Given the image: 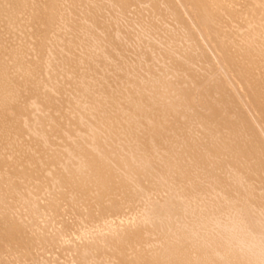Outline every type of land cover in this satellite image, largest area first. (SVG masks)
Listing matches in <instances>:
<instances>
[{
  "label": "rangeland",
  "instance_id": "rangeland-1",
  "mask_svg": "<svg viewBox=\"0 0 264 264\" xmlns=\"http://www.w3.org/2000/svg\"><path fill=\"white\" fill-rule=\"evenodd\" d=\"M10 1L11 0H0V16H2V20H0V55L1 52L3 53V58L0 57V63H2L0 64V66H3V68H1L2 66L0 67V73L1 71H4L0 75V87H4H1L0 90H3L4 88L6 89H4L2 92V94H5V97L3 95H0V99H2L0 100V109L3 107V104L5 105V108L3 107L4 109L0 110V116L3 114L2 118L3 116L5 118L2 119L0 117V119L3 120V122L2 120H0L2 122H0V129L2 130H0V133L6 130V133H1L2 139H0V142L2 145H0V150H2L0 152H2V156L6 158V160L3 161V158L0 154V161H2L0 162V164L4 162L9 163V161L13 162V164H11L12 168L10 169H8V163H4L2 165L3 167H7L3 170H1L3 167L0 165V180L2 179V182H0V264H113L115 259V263L118 262L116 264H120V260L116 258L118 255L116 254V256L114 257L115 254L111 253V250L109 253H95L93 249L88 246L87 243L88 241H93V236L96 237L100 234L98 228L100 222H87L88 220H90L87 217L88 213H99L103 205L109 204V202L100 199L101 197H99V192L95 189L96 187L94 188L93 184H89L86 179V172L88 168L84 162V159L86 158V156L84 157V154L87 151L89 153L91 150L93 152H90L92 153L90 155L93 156L94 154L92 159L94 157H96L95 159H98L100 158V156L107 157L111 155L109 156V158L114 161L110 162V159H108L110 169L113 170L117 175H119L118 179L120 180H122L123 178L128 179L127 177L129 176V174L126 176L123 169H119L121 167L124 168V166L121 165V167H119V165H117V160H120V158L121 160H123L122 158L124 154V158H127L129 161H131L132 159V164L136 161L137 168L142 169L145 167L144 175L141 176V178L142 184L146 188H144L143 186L141 187L140 184L139 186L136 185L135 182L131 180L130 182L134 183V186L136 187L133 189L141 187L139 189L141 191L135 190V192L137 191V194L132 200L130 198H132L133 195L129 192V194H127V197L124 199H122L123 195L118 197V199H121L120 206L122 212L121 214L119 213V215L113 216L115 217V219H112L113 217H111L110 220H112L114 228L116 225V228L118 227V230L120 229V227V230L124 229L123 225L125 222H127V225L125 224V229H130L131 225L129 226L128 223L133 224L131 226L132 230H134L133 228H135L136 226V228L138 229L139 227L141 228L143 225L142 223H145L147 225L150 223V225H152V223L154 222L153 224H157L156 226L152 225L153 227H147V229L151 227L150 230L152 229L151 231L153 232L155 228L156 231H159L158 229H160V227L164 225V223L165 225L164 227L162 226V228H166V224L167 226H170H168L166 229H163L165 232L163 230V232L161 230L157 232L158 234H160L159 238L157 237L158 239H156L155 236H158L157 233H155L156 231L154 232V235L153 232H151L150 230H148L147 232V229H144L147 225L144 224L143 231H145V234L148 233V235H152V239L149 238L150 240H147V238L145 241H147L148 243L142 241L144 242V244H147L146 247L144 244V247L140 244L137 246L136 242L128 241L129 244H132L133 242L135 243L131 246V248L133 247L135 249H131L130 246L127 245V243L126 246L129 247L128 249L126 247V253H128V251L129 253H132L134 250H137L136 248L139 246L140 249L138 248L139 251L137 250L139 253L136 251H134L136 253L133 252L130 255H127L125 253L128 257H126L127 260L125 259L126 261H124V263L127 262L129 264H138L141 262L140 264H148L150 261L153 260V257L157 258L159 256H163L167 259V252H163V249H165V251L170 250L171 253V246H173V249L175 247V243H173L172 241L176 242V245L179 243L178 241L182 242L179 243V245L184 248H181V251L178 250V253L180 252V255L183 256L187 253V256L189 255L190 259L192 258V262L193 260L197 261V259L200 258L198 259L199 261L202 259L200 253L197 252L198 247L199 245L203 247L206 246L204 242H207L208 238L211 239L212 243L218 240H220L219 242L221 243H226V249L228 247L229 251L226 250L223 255V252H221V250H219L220 252H217L216 250L215 254L217 255V253H219L220 255H222V258H226L227 261L230 260V264H234L235 262H237V264H240L239 260L241 256L242 260L240 261L243 262V259L245 258V262L243 263L246 264L248 262L247 260L251 261L252 257L256 256L257 254V258L262 261L263 258L261 257L264 254V243L262 244V237L264 235V230L262 229L264 228V130L263 132H260L258 130L259 125L257 121L260 122L259 116L264 118V98H262L264 97V68L262 69V67H264V60L261 61L262 58L264 59V55H262L264 53V48H261V46L264 47V38H262L264 35V32L262 30L264 27V17H261L262 15L260 14L264 10V0H234L236 4L232 3V0H229V3L228 0H224L225 2L223 0H215L216 3H219L217 4L218 8L216 7V5L214 8L219 9L220 12L217 11V9H210V11L206 13V15L204 11L199 8H196L195 4L192 3L190 0H61V2H59V0H54V2H59L58 4L55 2L58 6L56 4H53L55 5L54 8L57 6V10H55L56 8L54 9L55 11L53 10L54 16L57 13H60L57 14V16L60 15V17L54 18H56L57 20L59 18L60 19L57 21L53 18V21L55 20V23L52 21V25L54 28L50 26V30L45 32L49 33L44 34V36H42V39L45 40L43 42L46 46H44L47 47V44L49 43V47L46 50L42 49L43 53L41 52L40 54H38L37 48L35 47L36 43H34L36 41L35 38L38 39L36 34V32H38V30H36L38 28V21L37 18V23L36 21H34V16H37V7L43 6V4L40 3L41 0H36V3L35 0H12L11 2ZM14 2H16V4ZM37 2L39 5L37 4ZM11 4L14 6L15 9H19H16L15 11L12 10L14 8H12L13 6H11ZM222 4L225 6V8L224 6H222ZM226 4L228 7L226 6ZM229 4L230 7L233 9H230ZM220 5L222 6V10L220 8ZM19 6L21 7V9ZM32 8H34L36 11H32ZM261 8L263 9L262 11H260ZM229 9L232 11H230ZM226 10L227 13L229 12V14L226 13ZM237 11H240V13L238 12V14ZM251 11L252 13L257 11L256 15L255 13H253L257 18H254V15L252 16L249 14L251 13ZM215 12L216 16H214ZM217 12L219 14H217ZM235 13L238 14L237 17L240 15L239 17L243 18L240 20L238 17L237 19ZM243 13H246V16ZM259 14L261 16H259ZM262 14L264 15V13ZM249 16L250 18H248ZM258 16L261 17L263 20L261 18H258ZM227 17H229V19L233 22L228 20ZM246 17L248 19H245ZM235 18L239 20L238 23ZM258 19L261 21V24L259 23ZM226 20H228V22ZM249 20L251 21V24H248L250 22ZM254 20L257 24H253ZM246 21L249 22L246 23ZM239 22L242 25H240ZM245 23L250 25L249 28H247L248 25H245ZM252 24L253 26L255 25V27L260 24L261 28H259V25V27L257 26L255 30V27L253 28ZM52 28L53 30L55 29L54 32H50L52 31ZM247 29H250L251 31L248 32ZM254 30L255 33L259 31L262 34V37L260 36L261 39L260 37L259 39L260 42H263V44L260 43L257 39L258 37H256L259 32L255 34ZM140 31L142 33L145 32L143 33L144 35ZM247 32L248 34L250 33L251 36L248 35ZM244 33L246 36H250L253 39H248L246 36H244ZM32 34L36 35V37ZM138 34H140V36ZM45 35H48L49 39ZM123 36H128V38L124 37L123 40ZM138 36H142L140 40H144L146 47L143 44L140 45L143 41L139 42ZM240 36H244L245 39H243L245 41L248 40L250 44L248 42L245 43V41H243ZM113 37L116 39L114 41H118L119 39L118 45L117 42H115V45V43H113L114 41L111 40L114 39ZM209 37L212 38L213 42L209 40ZM215 37L219 39L216 40ZM32 38L34 40L33 43ZM47 39L51 40L46 43ZM128 39H133L134 43H127L129 42L127 41ZM205 39L208 42H211V44H207V41ZM250 39L252 41L254 39L257 40L260 45L258 44V42H255L256 44L254 45V41L252 43L250 42ZM109 42H112V44L114 45L112 47L114 49L112 47L109 48ZM122 42L127 44V47ZM136 42H138V44ZM120 43H122L124 49H122V45ZM220 43L224 47L221 46L222 48H218V45H221ZM251 43L253 44L252 49L250 48ZM98 44H102L101 48H99L100 46ZM112 44H110V46ZM132 44H136V53L134 52V47L132 48V50L134 49L133 52H127L131 50V47L133 46ZM248 44L250 47L248 46ZM215 46L217 47V49ZM255 46L260 47L261 50ZM115 47H117L118 49H116ZM119 48L122 49L121 53L118 52V50L120 51ZM140 48H144V51H142L143 49ZM210 48H213V50ZM241 48L245 50L243 51V49ZM226 49L228 50V52ZM249 49L252 52L248 51ZM114 50L115 52H113ZM122 51L125 54H128L125 55ZM242 51L246 54H244ZM140 52L141 54L144 52L145 53L144 55L140 54V57ZM223 52H225V54ZM226 52L229 57L226 55ZM240 52H242V54ZM14 53H16L14 55L15 58H12V54ZM35 53H37L38 55H42L41 57L38 55L35 56ZM114 53H117L118 57ZM118 53L120 55H118ZM222 53L225 56H223ZM257 53H260L263 57L260 54V56H258ZM230 54L232 58H234L231 59V66L227 65L226 62L224 64L222 61L223 57L226 58L227 56V58H230ZM110 55H113L111 56V58H118V60H116L115 58L112 59H115L114 61H117L118 63L111 61ZM241 55L243 56V58H241ZM250 55L254 56L253 61V56H251V62L248 61ZM89 56L93 58H90ZM129 56L131 58L130 61L132 60L131 62H134L132 63L134 64L133 66L132 64L129 65V63L131 62H129V59H126L129 58ZM37 57L38 61L40 60L39 62L36 61ZM107 57L110 58V63L107 62V60H109V58ZM123 57L125 62H123ZM148 57L149 60L147 59ZM258 57H260L261 59ZM144 58L147 59H145L146 62L144 61L146 64L143 63ZM14 59L16 60V62ZM133 59H135V61ZM246 59L248 62H246ZM256 59H259L258 61L260 62L255 61ZM17 60H21L22 62L20 61L21 63H19L18 65L16 64L17 62H19ZM35 61L39 64L36 63V65ZM244 61L246 63L250 62V64H248L247 66H243L242 64H245ZM23 62H25L27 66L31 67L28 68L27 66H22L23 64H25ZM32 62H34L37 68L34 67V64ZM103 62L107 64V67ZM254 62L256 63L254 64ZM30 63H32L33 65H30ZM137 63L141 66L136 65ZM233 63H237V65H234ZM251 63L254 66H252ZM116 64L119 68L116 67ZM119 64H123V66ZM147 64L149 65L148 67H146ZM135 65L139 67H136ZM255 65L257 66V68L260 65L261 68L257 69ZM32 66L34 67V70L39 69V71H34L32 69ZM124 66L126 68V71L124 70L122 74L120 71H123V69H121L120 71L119 69L124 68ZM130 66L133 72L134 70H140L137 71V73L139 72V77H137V73L135 74L134 72L136 79L138 78V80L133 79L135 77H131L133 76V73ZM240 66H242L243 68ZM248 67H250V70L253 67L254 68L253 70L248 72ZM116 68H118V71H115ZM28 69H30L29 72L31 73L30 75V73L27 72L29 73V76L26 73ZM113 69L115 72L113 71ZM255 69L259 70L260 73ZM102 70H104V72ZM246 71L248 72L247 74L250 73L249 76L245 73ZM126 72V75L128 76H125L124 73ZM252 72L253 74L255 72L257 73L254 75L257 81L253 78V74H251ZM130 73H132V75ZM32 74L35 75L32 76ZM139 74H141L142 76H140ZM30 76H32V78L34 77L33 79L30 78L32 82L35 78H37V80H35L33 84L32 82L28 83L30 81ZM121 76L126 78L130 77V80L132 82L129 79H123ZM228 76L232 77V79H237L238 77V79H241L243 81V84H245L244 86H246L245 89H247V92L249 93L248 98H246L244 101L242 100L241 102L237 95L233 96L230 92L228 93V91L224 92L225 95L223 94V92L219 88V84L228 85L227 83L230 81V77ZM2 77L4 78L1 80ZM140 77L142 79H140ZM247 77L250 78V81L247 80ZM24 79H26L27 81ZM245 79L247 80V82L245 81ZM120 80H125L124 82L122 81V83L124 84H122ZM82 81H84L85 83H82ZM139 81L142 85L138 83ZM4 83L8 90L5 87ZM20 83L22 84V86L20 85ZM34 84L36 85V87ZM84 84L85 86H83ZM107 84H111L109 85L111 87L107 86ZM135 84H137V86ZM138 84L140 85L138 86ZM115 85L121 86L122 88L120 87L119 89V87H115ZM230 86L232 89H230L231 92H235L233 85L230 84ZM33 87L35 88V90ZM214 87L217 89H215ZM245 89L242 88V91H245ZM122 90L125 91L128 95H124L125 93ZM46 94L47 97H45ZM50 94H52L53 97ZM230 94L232 95V97ZM54 95L56 96L55 98H57V100L53 99ZM228 96H230V98ZM141 97H143L144 99ZM47 98L48 101L46 100ZM3 99L8 104H6ZM46 102H50L51 105H53V102H56L54 104V106L57 104V106H55L56 109L53 106V108H51V105L49 106ZM146 102L150 103L151 105L153 104L154 108L155 106H159L158 108L156 107L157 109L155 108V110L152 106H149V104L146 105ZM187 102L189 103V105H187L186 108L185 105L187 104ZM143 103L145 104L143 105ZM154 103H157L158 105ZM9 104L14 106L15 111L12 109L11 112L10 110L8 111L9 119L6 123V121L4 120H6L8 116L6 117V115H4V112L6 111V106ZM59 104H63L64 106H61ZM139 104H142V107ZM58 105L61 109L64 107V110H58ZM145 105L147 109L150 107L152 108H150L151 113L148 109V114L150 115V117H148V114H143L144 117H148V120H145L143 116H140L141 118H137L136 112H133L135 110L140 111L139 109L143 108V106L145 107ZM135 106L140 107L136 109ZM8 107L9 106H7V108ZM124 107H129L130 110L126 108L128 110L127 111ZM170 108L179 111L178 114H176V119L178 118V129H176V131L177 133L179 132V134L176 135L177 133L175 134L176 131H174V129L167 130V128L162 131V135L164 134V140L167 141H173L172 137L175 136L174 140L176 142H171V146L167 147L172 148V145L175 143L174 146L177 147L175 149L176 151L181 152L183 150H187L186 152L178 153V156L180 155L182 157H177V159L179 158V160L176 161L180 162V160L183 159L182 162L179 163L183 164V168H181L182 164L179 167L178 164L176 166H173L172 162H162L164 156L160 153L167 154V151H163L164 149L162 150L158 148L159 146L154 143L155 141L153 139H151L152 141L150 140L149 143L154 144L155 147L153 145V150H151L150 147V151L153 152L154 150H157V152L154 151V153H151L149 151V153L156 154L158 156L160 154L159 158H162L161 161L159 160L158 156L154 157L158 158V162L149 160L147 155L149 153L145 152L147 148L144 147L145 151L144 149L142 151L141 148L143 147L140 145L139 147L141 148H139V143L137 142V140L135 142V133L141 131L140 129H142L143 127V129L145 130V123L150 124L147 126H152L153 124H155L157 114L158 119L160 118L159 121L162 120V117V121H166L165 118L169 117V115L167 114L168 110L166 109ZM131 109L133 111H131ZM147 109L145 108L144 110L148 111ZM152 111L155 113L156 119L154 118V114L152 113ZM117 112L120 114L124 112L123 116H125L123 117L121 115V119L124 118L123 120H125L129 118L130 121L133 120V125L131 123L129 125L127 124V126L132 125V127H134L132 128V134L127 133L128 131H126V129L124 128V126L127 127L126 125H124L123 127L121 126L120 128L117 127L119 131L117 130V128L110 129V126L107 125L108 121H106L105 118L111 116L112 114L115 115L117 114ZM57 114L59 115V119L56 116ZM151 114H153V116ZM127 115H129L130 117L128 116L127 118ZM131 115L134 119L131 117ZM55 116L57 118L56 122L60 123L61 121L62 125L61 123L56 124V118H54ZM254 116H258V118ZM12 117L15 118L13 119ZM242 118L244 119V121ZM129 119L128 121L126 120L127 123L130 122ZM142 119H144L145 121ZM123 120H119V122L122 123ZM236 120L240 121H237L239 126H236ZM137 121L141 122L138 123ZM149 121H153L154 123H151ZM121 123H119V126L121 125ZM232 123H236L234 124L235 126ZM1 124L4 126L2 127ZM10 124L12 125L11 128L13 130H11V128L9 127ZM55 124L56 126L60 125L63 128V131L62 129H60V126L56 127ZM123 124L124 123H122V125ZM137 124H141V127L143 125L144 126L140 128V126L138 125V127ZM259 124L260 126L262 125V123ZM14 125H16V127L19 126L17 128L18 131H16ZM53 125L56 127V129ZM229 125L230 127H228ZM231 127L232 129H229ZM236 128L237 130H233ZM8 129L11 131H9ZM57 129L59 131L61 130L63 134H60L61 132H59ZM101 129L107 131V133L104 134V131H102ZM114 129L115 133L118 132V134H115L116 136L114 135V131H111ZM56 130L57 132H55ZM122 130L126 133L122 132ZM257 130L260 134L262 133V137L260 136V134L259 136L257 135ZM169 131L171 134L169 133ZM110 132H113L111 133L112 137L110 135ZM119 132H121V134ZM97 133L101 137H103L104 134L105 138H100ZM123 133H125L126 135ZM239 134L241 136H239ZM118 135H122L125 138L120 136V140V137ZM235 135H237L238 138ZM106 136H109V138ZM236 138L237 141L235 140ZM167 141L166 143L165 141L163 143L165 145H168V143L170 142ZM99 142L101 146L103 145L105 147H100V145L98 144ZM103 142H105V144H102ZM239 142H241L242 144ZM131 143L132 145H130ZM135 143L138 144L136 145ZM236 143L240 144L241 147L238 144L236 146ZM212 144L220 146L223 145L221 148H225L222 149L224 151V154L216 158L214 156H210L209 158L205 159L206 156L210 155L209 152L210 147L213 146ZM108 145L110 147L113 146L114 148L112 149L111 147L110 149ZM134 145L137 147H134ZM132 146L134 147V151L131 150ZM149 146L151 145L149 144ZM190 146L195 147L194 149L196 151L198 150L197 152L200 151L201 154H203L204 156H197L198 158L196 156H192L191 154L194 152V150ZM197 147L198 149H196ZM92 148H96L97 150H93ZM136 148L140 149V151L136 150ZM241 148L242 154H240V150H238ZM39 149H41L42 151ZM190 149H192L193 151L192 153L190 152V155L188 156V150ZM233 149H236V151H234ZM101 150H103V153L101 152ZM126 150L128 152H126ZM158 150H160L161 152H158ZM108 151H110L111 153H109ZM141 151L145 154L140 155V153H142ZM39 152L43 153V155L45 152L48 153H45V155L43 156ZM137 152H139V155L137 154L138 156L136 155ZM101 153L102 155H100ZM133 153L135 155H133ZM174 153L177 154L176 152ZM131 155L134 157H132ZM129 156L131 157V159ZM136 156L142 157L138 159ZM184 156L186 158H183ZM29 157H32L31 159L37 157L36 162L34 161L35 159L32 160V162ZM38 157H41V159H38ZM202 158L205 159L204 164L198 162ZM171 159H174V156ZM140 160L143 164L140 163ZM15 161H18L16 162L17 164L15 163ZM138 161L140 164H138ZM33 163L37 164L34 165ZM30 164L34 165L33 168L35 171L33 169L28 170V167L30 168L32 166ZM25 166H28L27 168H25L26 171L24 169ZM7 171H9L8 173H10L11 171L12 172L8 174L6 173ZM14 171L18 172L19 174H16ZM19 171L24 172H21V174ZM120 171L123 173H121ZM120 173L124 175H120ZM4 176L5 181L3 180ZM69 176L74 177V179L76 180V182L72 185L65 183V179ZM187 176L188 178L186 179L185 177ZM80 184L83 190L87 189V194H84V198H87L86 201L84 200L82 193L77 188V185ZM243 184L246 185V188L243 187ZM220 185L223 187H221ZM12 186H14L15 188ZM187 187L189 188L188 190ZM233 187L239 189V192L236 191V189H234ZM214 188H217L218 190H215ZM242 188H244V194H249V197H252L251 199L247 195H243ZM248 188H252L254 191L251 189V192L249 193L250 190H248ZM225 190L229 191V193ZM232 191L233 193L238 192L241 194L236 193V195H234V193L232 195ZM252 192H255L256 194ZM251 193L253 195H251ZM225 195L226 197H228V200L225 198ZM237 195H241V198L239 199L240 201L237 200ZM257 195L258 198L255 197ZM223 198H225L226 200ZM246 198H249L251 201L249 199L247 200ZM234 199L236 200V202H239V205L238 203L234 204ZM245 200L251 202L252 205L251 203ZM242 201L247 202L249 205H251L249 206V208L251 207L252 209H250V211L245 210V206H243L244 202ZM241 202L243 203L242 205H240ZM201 212L203 217H208V227H206L207 225L198 226L199 220L201 219ZM147 213H151L149 215L150 217H148ZM144 214H146L148 218ZM142 215L143 218L145 216L144 219L147 218L149 219V221L146 219L144 222V219L141 217L139 220H137L138 217ZM160 215L162 217L161 219ZM134 216L136 217L135 220ZM157 216L160 220L157 219ZM152 217H154V219H152ZM116 218H124V221H126L122 223L123 219L121 220V222H119L118 220H116ZM130 218L132 219V221ZM129 219L131 223L128 222ZM151 219L154 221H152ZM155 219H157L158 221H156ZM115 220L119 222V226L117 225V222H115ZM136 220L137 222L139 221V224L141 223L142 225H136L138 224L136 223ZM163 220L165 221L163 222ZM241 222L244 224L243 226ZM170 223L172 224V226ZM245 225H249V227H252V229L256 225V227H258L259 229H253L256 231L255 233V231L253 232L252 229L248 230L247 227L245 228ZM128 226L129 228H127ZM173 226L177 228L176 230L179 229L178 231L183 232H173L172 235H174L175 237L173 236L172 238V235L170 234L172 233V229L175 230ZM240 226H242L241 229ZM243 227L244 229H246V232L243 230ZM168 228L172 229L169 230ZM17 229L22 231V236H20L18 240L17 238L12 239L13 237L9 236V233L14 232ZM229 229L231 230V232L229 231ZM166 230L168 231V233H166ZM234 230L236 231L233 233ZM242 230L245 233H243ZM250 230L251 232H253V234L249 232ZM104 232L105 234H108L110 233V230L106 229L104 230ZM236 232L237 234H239V237H245L247 241L250 239V242H248L249 244L253 241V238L256 241V236L258 235L259 239H257L256 242L253 241L252 243H254L253 246L260 245L259 247L261 248L255 246L253 249V246L247 243L246 247L245 242L247 241H245V238L243 239L245 241L244 245H241L243 244V242H241L242 238H238ZM161 233L163 235L166 233L168 236H166L167 239L170 240L172 243H170V241L165 238L166 234L164 235L165 239L162 238L163 236ZM230 233H232L231 236H233V238H238H236V241L234 238V243L232 242L233 238L231 239ZM177 234L180 235V237L182 235L184 237L182 236V238H180L177 236ZM233 234H235L236 236H234ZM148 235L146 236L148 237ZM186 235L190 236L187 241L184 240ZM227 235H229V238L226 237ZM82 236H84L85 238L83 237V239ZM176 236L180 240L178 239V241H176ZM160 238L163 239L162 242V239ZM159 239L160 241H158ZM239 239L241 243L239 242ZM4 240L6 243L4 242ZM10 241L12 244L14 242V244H10ZM163 242H166L164 243L165 247L163 246ZM167 242L170 243L171 246L170 244L168 245ZM187 242L191 243L190 246H194L196 244L198 247L195 245L192 248L193 250L191 251L190 246L188 247L184 245V243H186L187 245ZM137 243H139V241H137ZM158 243L163 247H159ZM230 243H232L233 245H228ZM152 244H155L154 247L156 245H158V247L156 246V249L154 250ZM149 245L152 246L153 249H151ZM209 245L211 246V244ZM240 245L241 248L242 246H244L245 248H242L241 250ZM248 245L250 247V250L248 249ZM166 246L167 248H169L168 250H166ZM238 246L241 250V254L238 253L240 252V250H238ZM194 248H197L196 252L199 254H194ZM143 249H145L144 252L147 255L148 251H157V249L158 251L160 249L159 252L162 251L164 255H159L162 253L152 254V251L149 253L150 255L152 254L154 256L152 257L151 255L150 257L152 258H148L147 255V257L144 256V252L140 253ZM251 249L253 251L252 254H256L251 255ZM255 249L256 251H254ZM244 250L249 251V253L246 251L243 252ZM261 250H263V254L261 253ZM183 251H186V253H184ZM188 251L191 253L189 254ZM233 251L236 252L238 255H235L236 253H234ZM213 252H215V250ZM227 252L232 254V256L229 254V256H231L229 257ZM170 253L168 252L167 255L170 256ZM192 254L194 255V258L195 256L197 257V255L200 257L193 259ZM219 254L217 257H220ZM233 255L234 260L235 258L239 260L236 261V259L234 261ZM259 255L260 257H258ZM130 256L131 258L134 257L132 258L133 260L138 257L148 259H135L136 261H133V263L130 259ZM237 256L240 257L238 258ZM244 256H247V258L249 257V259ZM177 257H179V255ZM227 257H229L230 259ZM156 258L154 259L156 260ZM257 258H253L254 261H251V264H254V262L256 264L262 263L258 260L256 261ZM231 259L234 262H231ZM128 260H130L131 262H129ZM167 260H172V257L168 258ZM145 261L146 263H144ZM249 262L247 264H250Z\"/></svg>",
  "mask_w": 264,
  "mask_h": 264
},
{
  "label": "bare ground",
  "instance_id": "bare-ground-1",
  "mask_svg": "<svg viewBox=\"0 0 264 264\" xmlns=\"http://www.w3.org/2000/svg\"><path fill=\"white\" fill-rule=\"evenodd\" d=\"M11 1H12V0H11ZM11 1H10V2H11ZM17 1H19V0H17ZM21 1H22V0H21ZM57 1H58V0H57ZM190 1H191L192 3L195 4L196 8H199V9H201L202 11H204V12H205V15H206V13H207L208 11H210V9H211V10H212V9H213V10H214V9H217V8H218V7H217V4L219 3V2L216 3L215 0H190ZM218 1H219V0H218ZM223 1H224V0H223ZM230 1H231V0H230ZM230 1L228 0V3H229ZM232 1H233L232 3H235L234 0H232ZM238 1H239V0H238ZM238 1H237V2H238ZM33 2H34V1H33ZM53 2H54V0H41L40 3L43 4V6L41 5L42 7H37V9H36V10H37V16H36V15H35L36 17L34 16V18H35L34 21H36V18H37L38 23H37V21H36V23L38 24V28H37L36 30H38V32H36V34H37V38H38V39L35 38L36 41L34 42V40H33V38H32V43H33V42L36 43V44H35V47L37 48L38 54H40V53L42 52V49H45V50H46V49L49 47V45H48L49 43L47 44V47H45L46 45H45V43L43 42V41H45V40L42 39V38H43L42 36H44V34H48V33H49V32H48V33H45V32H47L48 30H50V28H51L50 26L53 27L52 23H53L55 20H57V19L54 18V17H60V15L57 16V14H60V13H57V14L54 16V13H53V12H54L55 10H57V8H56V7L58 6L57 4H58L59 2H61V0H59V2H56V1H55L57 4H56L55 2H54V3H53ZM220 2H221V1H220ZM224 2H225V1H224ZM12 3H13V2H12ZM14 3L16 4V2H14ZM19 3H20V2H19ZM19 3H17V4H19ZM35 3H36V0H35ZM259 3H261V2H259ZM15 4H14V5H15ZM22 4H24V3H22ZM37 4H38V2H37ZM53 4H56V5H57V6L55 7L56 9L54 8L55 5H53ZM223 4H224V3H223ZM223 4H222V6H224ZM230 4H231V3H230ZM230 4H229V7H230ZM235 4H236V3H235ZM263 4H264V3H263ZM263 4H262V5H263ZM38 5H39V4H38ZM210 5H211V6H210ZM215 5H216L217 8H214ZM260 5H261V4H260ZM11 6H13V5L11 4ZM24 6H25V5H24ZM34 6H35V5H34ZM34 6H33V7H34ZM218 6H219V5H218ZM222 6L220 5V8H221ZM226 6H227V4H226ZM15 7H17V6H15ZM19 7H20V6H19ZM227 7H228V6H227ZM12 8H14V6H13ZM35 8H36V7H35ZM97 8H98V7H97ZM97 8H96V10H97ZM224 8H225V6H224ZM259 8H260V7H259ZM262 8H263V7H262ZM262 8L260 9V11L263 10ZM16 9H19V8H16ZM16 9L14 8V9H12V10L15 11ZM20 9H21V7H20ZM32 9H33L32 11L35 10L34 8H32ZM54 9H55V10H54ZM226 9H228V8H226ZM230 9H233V8L230 7ZM230 9H229V10H230ZM254 9H255V8H254ZM256 9H257V8H256ZM36 10H35V11H36ZM53 10H54V11H53ZM96 10H95V11H96ZM221 10H222V8H221ZM229 10H228V11H229ZM234 10H235V8H234ZM252 10H253V9H252ZM257 10H258V9H257ZM59 11H61V10H59ZM215 11H216V10H215ZM217 11H219V9H217ZM230 11H232V10H230ZM253 11H254V10H253ZM258 11H259V10H258ZM56 12H58V11H56ZM213 12H214V11H213ZM219 12H220V11H219ZM233 12H235V11H233ZM238 12L240 13V11H237V13H238ZM256 12H257V11H256ZM256 12H253V13H255V15H256ZM222 13H223V12H222ZM226 13H227V10H226ZM239 13H238V14H239ZM253 13H252V11H251V13H249V14L253 16V15H254ZM259 13H260V12H259ZM262 13H264V10H263V12L260 13L262 16H261L260 14H259V16L264 17V15H263ZM34 14H35V12H34ZM34 14H33V15H34ZM217 14H219V13L217 12ZM224 14H225V13H224ZM227 14H229V12H228ZM230 14H231V13H230ZM235 14H236V13H235ZM238 14H236L235 16L237 17ZM243 14H244V13H243ZM243 14H241V15H243ZM257 14H258V13H257ZM0 15H1V13H0ZM221 15H222V14H221ZM244 15L246 16V13H245ZM255 15H254V16H255ZM214 16H216V12H215ZM214 16H213V17H214ZM217 16H218V15H217ZM232 16H233V15H232ZM239 16H240V15H239ZM239 16H238V17H239ZM252 16H251V17H252ZM259 16H258V18H261V17H259ZM89 17H90V15H89ZM209 17H210V16H209ZM209 17H208V18H209ZM218 17H219V16H218ZM233 17H234V16H233ZM238 17H237V19H238ZM1 18H2V16H0V20H2ZM53 18L55 19L54 21H53ZM227 18H228V20H230L229 17H227ZM242 18H243V17H241V18L239 17L240 20H241ZM248 18H250V16H249ZM248 18L246 17L245 19H248ZM254 18H257V17L255 16ZM59 19H60V18H59ZM59 19H58V20H59ZM231 19H233V18H231ZM235 19H236V18H235ZM237 19H236V20H237ZM261 19H262V18H261ZM263 19H264V18H263ZM263 19H262V20H263ZM58 20H57V21H58ZM208 20H209V19H208ZM228 20H226V21L228 22ZM236 20H234V21H236ZM250 20H251V19H250ZM250 20H249V21H250ZM52 21H53V22H52ZM230 21H232V20H230ZM238 21H239V20H237V23H238ZM244 21H245V20H244ZM244 21H243V22H244ZM249 21H248V22H249ZM258 21H259V23L261 22L259 19H258ZM258 21H257V22H258ZM232 22H233V21H232ZM248 22L246 21V23H248ZM36 23H34V24H36ZM54 23H55V22H54ZM230 23H231V22H230ZM241 23H242V22H241ZM246 23H245V25L251 24V21H250L248 24H246ZM254 23H256L255 20L253 21V24H254ZM262 23H263V22H262ZM239 24H240V22H239ZM239 24H238V25H239ZM243 24H244V23H243ZM253 24H252V26H253ZM256 24H257V23H256ZM260 24H261V23H260ZM260 24H258L257 26L259 27ZM240 25H242V24H240ZM245 25H243V26H245ZM262 25H263V24H262ZM33 26H34V25H33ZM36 26H37V25H36ZM209 26H210V25H209ZM249 26H250V25H248L247 28H249ZM257 26L255 27V25H254L253 28L255 27V30H256ZM211 27H212V26H211ZM211 27H209V28H211ZM262 27H263V26H262ZM53 28H54V27H53ZM53 28H52V31H50V32H54V31H55V29L53 30ZM259 28H261V25H260ZM34 29H35V28H34ZM255 30H254V33H255ZM257 30H258V29H257ZM262 30H263V32H264V27H263ZM56 31H57V30H56ZM58 31H59V30H58ZM247 31L249 32V31H251V30H250V29H249V30L247 29ZM252 31H253V30H252ZM34 32H35V31H34ZM140 32H141V31H140ZM140 32H139V33H140ZM248 32H247V34H248ZM258 32H259V31H258ZM258 32H257V33H258ZM263 32H262V33H263ZM123 33H124V32H123ZM141 33H142V32H141ZM143 33H145V32H143ZM143 33H142V34H143ZM251 33H252V32H251ZM257 33H255V34H257ZM118 34H119V33H118ZM234 34H235V33H234ZM252 34H253V33H252ZM259 34H260V35H259ZM32 35H34V34H32ZM121 35H122V34H121ZM138 35L140 36V34H138ZM143 35H144V34H143ZM248 35H250V33H249ZM258 35H259V36H258ZM258 35H257L256 37H258L257 39H258L259 42H260V39H261V37H262V36H261L262 34L259 32ZM34 36L36 37V35H34ZM34 36H33V37H34ZM45 36L49 39L48 35H45ZM116 36H117V35H116ZM129 36H130V34H129ZM136 36H137V35H136ZM139 36H138V39H139L138 41H139V42H140V41H141V42H142V41L144 42V40H140L142 36H141V37H139ZM244 36H246L245 33H244ZM244 36H240V37L243 39ZM250 36H251V35H250ZM250 36H249V37L246 36V37H247L248 39H249V38H252V37H250ZM252 36H253V35H252ZM254 36H255V35H254ZM260 36H261V37H260ZM46 37H44V38H46ZM124 37H125V36H123V40H124ZM216 37H217V36H216ZM216 37H215V38H216ZM218 37H220V36H218ZM256 37H254V38H256ZM259 37H260V39H259ZM50 38H51V37H50ZM113 38H114V37H113ZM125 38H128V36L125 37ZM262 38H264V35H263ZM48 39L46 40V43H47L48 41H50L52 38H51L50 40H48ZM97 39H98V38H97ZM117 39H118V38H117ZM217 39H219V38H216V40H217ZM244 39H245V38H244ZM244 39H243V41H245ZM252 39H253V38H252ZM98 40H99V39H98ZM108 40H109V39H108ZM111 40L114 41V40H116V39L114 38V39H111ZM123 40H121V41H123ZM131 40H132V41H131ZM205 40H206V39H205ZM209 40H210L211 42H213V40H212L211 37H209ZM246 40H247V39H246ZM250 40H251V39H250ZM96 41H97V40H96ZM113 41H112V42H113ZM125 41H126V40H125ZM125 41H124V42H125ZM127 41H129V42H127ZM127 41H126L127 43H130V42H131V43H132V42L134 43L133 39H128ZM206 41H207V40H206ZM253 41H254V45L256 44L255 42H258V41L255 40V39H254ZM253 41L251 40L250 42L253 43ZM97 42H98V41H97ZM112 42H111V43L109 42V43L112 44ZM115 42H117V45H118V44H119V43H118V42H119V39H118V41H114L113 43H115ZM124 42H122V43H124ZM126 42H125V43H126ZM143 42H142L140 45L143 44V45L145 46V42H144V43H143ZM211 42H208V41H207V44H208V43L211 44ZM233 42H234V40H233ZM246 42H248V40L245 41V43H246ZM259 42H258V44H259ZM263 42H264V40H263ZM263 42H260V43L263 44ZM122 43H120V44L122 45ZM125 43H124V44H125ZM136 43L138 44V42H136ZM205 43H206V42H205ZM248 43H249V42H248ZM252 43H251V47L249 46L250 43L248 44V46H249L251 49L253 48V47H252V45H253ZM110 44H109V48L112 47V46H114L113 44L110 46ZM213 44H214V43H213ZM220 44H221V43H220ZM258 44H257V45H258ZM44 45H45V46H44ZM98 45L100 46L99 48H101V45H102V44H98ZM115 45H116V43H115ZM132 45H133V44H132ZM135 45H136V44H135ZM135 45H133L132 47L130 46V47H131V50H129V51H127V52H131V51L133 52V50H134L135 47H136ZM140 45H139V46H140ZM198 45H199V44H198ZM259 45H260V44H259ZM33 46H34V45H33ZM43 46H44L45 48H44ZM95 46H97V45H95ZM119 46H120V45H119ZM125 46L127 47V44H125ZM125 46H124V47H125ZM208 46H209V45H208ZM210 46H212V45H210ZM221 46L224 47V46L221 44L220 46L218 45V48H222ZM246 46H247V45H246ZM263 46H264V45H263ZM121 47H122V49H124V48H123V45H122ZM133 47H134V49L132 50ZM137 47H138V46H137ZM141 47H143V46H141ZM145 47H146V46H145ZM215 47H216V46H215ZM244 47H245V46H244ZM255 47H257V48L260 49V50H261V48H264V47H262V46H261V48L258 47V46H255ZM102 48H103V47H102ZM112 48H113V47H112ZM115 48L118 49L117 47H115ZM128 48H129V47H128ZM128 48H126V49H128ZM34 49H35V48H34ZM113 49H114V48H113ZM119 49H120V51L118 50V52L121 53V50H122V49H121V48H119ZM140 49H143L142 51H144V48H140ZM210 49L213 50V48H210ZM216 49H217V47H216ZM241 49H243V48H241ZM246 49H248V48H246ZM254 49H256V48H254ZM258 49H257V50H258ZM45 50H44V51H45ZM137 50H138V49H137ZM221 50H222V49H221ZM221 50H220V51H221ZM226 50H227V49H226ZM226 50H224V51H226ZM244 50H245V49H243V51H244ZM260 50H259V51H260ZM263 50H264V49H263ZM263 50H262V52H263ZM125 51H126V50H125ZM135 51H136V49L134 50V52H135ZM138 51H139V50H138ZM142 51H141V52H142ZM214 51H215V50H214ZM222 51H223V50H222ZM243 51H242V52H243ZM246 51H247V50H246ZM246 51H245V52H246ZM248 51H251V50L249 49ZM248 51H247V52H248ZM35 52H36V50H35ZM113 52H115V50H114ZM116 52H117V51H116ZM122 52H123V51H122ZM136 52H137V51H136ZM136 52H135V53H136ZM141 52L139 53V55L141 54ZM216 52H217V51H216ZM216 52H215V53H216ZM227 52H228V50H227ZM227 52H226V55H227ZM242 52H240V53L242 54ZM251 52H252V51H251ZM253 52H254V51H253ZM256 52H257V51H256ZM42 53H43V52H42ZM111 53H112V50H111ZM144 53H145V52H144ZM144 53H142V54L144 55ZM223 53L225 54V52H223ZM223 53H222V54H223ZM236 53H237V51H236ZM243 53H244V52H243ZM249 53H250V52H249ZM254 53H255V52H254ZM260 53H261V52H260ZM260 53H257L258 56L261 55ZM2 54H3V53L1 52V55H0L1 58H3V57H2V56H3ZM15 54H16V53L12 54V58L14 57ZM38 54L35 53V56H37ZM114 54H116V56H117V53H114ZM114 54H113V55H114ZM123 54H125V53L123 52ZM127 54H128V53H127ZM127 54H125V55H127ZM132 54H133V53H132ZM142 54H141V55H142ZM224 54H223V56H225ZM228 54H229V53H228ZM244 54H246V53H244ZM244 54H243V56H244ZM257 54H256V57H257ZM259 54H260V55H259ZM41 55H42V54H41ZM41 55H38V56L41 57ZM88 55H90V54H88ZM113 55H110V58H111V56H113ZM118 55H120V54L118 53ZM129 55H130V54H129ZM136 55H138V54H136ZM136 55H135V57H136ZM141 55H140V57H141ZM215 55H216V54H215ZM217 55H218V54H217ZM232 55H233V53H232ZM235 55H236V54H235ZM247 55H248V54H247ZM247 55H246V56H247ZM254 55H255V54H254ZM262 55H264V53H263ZM262 55H261V56H262ZM114 56H115V55H114ZM121 56H122V54H121ZM121 56H120V57H121ZM227 56L229 57V55H227ZM227 56H226V58L223 57V58H222V61H223L224 64H225V62H226L227 65H230V66H231V63H232V60H231V59H234V58H232L231 54H230V58H227ZM241 56H242V55H241ZM243 56H242L241 58H243ZM251 56H253V55H250V58H248V61H250ZM16 57H17V56H16ZM40 57H39V58H40ZM89 57H90V56H89ZM89 57H88V58H89ZM117 57H118V56H117ZM132 57H133V56H132ZM145 57H146V55H145ZM217 57H219V56H217ZM237 57H238V56H237ZM239 57H240V56H239ZM247 57H248V56H247ZM262 57H263V56H262ZM14 58H15V57H14ZM90 58H93V57H90ZM107 58H109V57H107ZM110 58H109V60H107V62L110 61ZM113 58L116 59V57H112V58H111V61H113V62H115V63H118L117 61H114L115 59L112 60ZM125 58H126V57H125ZM137 58H138V57H137ZM244 58H245V57H244ZM253 58H254V56L252 57V61H253ZM258 58H260V57H258ZM22 59H23V58H22ZM119 59H120V58H119ZM121 59H122V58H121ZM126 59H127V60L129 59V62L132 61V60L130 61V59H131L130 56H129V58H126ZM145 59H146V58H144V60H143V63H144V64H146V63H145V62H146ZM147 59L149 60V57H148ZM147 59H146V60H147ZM260 59H261V58H260ZM14 60H15V59H14ZM91 60H92V59H91ZM116 60H118V58H117ZM133 60L135 61V59H133ZM136 60H137V59H136ZM141 60H142V58H141ZM141 60H140V61H141ZM240 60H241V59H240ZM243 60H244V59H243ZM243 60H242V61H243ZM258 60H259V59H256L255 61H258ZM262 60H264V59L262 58L261 61H262ZM1 61H2V60H1ZM17 61H19V62L16 63V64H18V65H19V63L22 62L21 60H17ZM20 61H21V62H20ZM36 61H38V57H37ZM36 61H35V64L38 63L40 60H39L38 62H36ZM92 61H93V60H92ZM111 61H110V62H111ZM120 61H121V60H120ZM137 61H138V60H137ZM144 61H145V62H144ZM233 61H234V60H233ZM248 61H247V59H246V62H248ZM15 62H16V60H15ZM110 62H109V63H110ZM123 62H125L124 57H123ZM123 62H121V63H123ZM126 62H127V61H126ZM240 62H241V61H240ZM240 62H239V63H240ZM246 62L244 61L245 64H242V63H241V64H242L243 66H244V65L247 66L248 64H250L251 61H250L249 63H246ZM258 62H260V61H258ZM258 62H257V63H258ZM23 63H25V62H23ZM32 63L34 64V62H32ZM32 63H30V65H31ZM103 63H105V62H103ZM119 63H120V62H119ZM132 63H134V62L129 63V65H131ZM138 63H139V62H138ZM138 63H137L136 65H140V64H141V62H140V64H138ZM143 63H142V64H143ZM234 63H235V62H234ZM234 63H233V64H234ZM237 63H238V62H237ZM237 63L234 64V65H237ZM252 63H253V62H252ZM252 63H251V64H252ZM255 63H256V62H254V64H255ZM262 63H263V62H262ZM0 64H2V63H0ZM33 64H32V65H33ZM35 64H34V67H36ZM38 64H39V63H38ZM125 64H127V63H125ZM241 64H240V65H241ZM36 65H37V64H36ZM119 65L123 66V64H119ZM129 65H128V66H129ZM133 65H134V64H132V66H133ZM136 65H135V66H136ZM234 65H233V66H234ZM257 65H258V64H257ZM260 65H261V64H260ZM260 65H259L258 68H261ZM1 66H2V65H1ZM1 66H0V67H1ZM22 66L25 67V66H27V65H26V63H25V64H23ZM105 66L107 67V64H106V63H105ZM109 66H110V65H109ZM114 66H115V64H114ZM135 66H134V67H135ZM140 66H141V65H140ZM143 66H144V65H143ZM148 66H149V65L147 64L146 67H148ZM238 66H239V64H238ZM252 66H254V65L252 64ZM255 66H256V65H255ZM263 66H264V65H263ZM27 67L29 68V67H31V66H27ZM34 67L32 66V69H33V70H34ZM39 67H40V66H39ZM116 67H118L117 64H116ZM136 67H139V66H136ZM144 67H145V66H144ZM235 67H236V66H235ZM240 67H242V66H240ZM1 68H3V66H2ZM1 68H0V69H1ZM36 68H37V67H36ZM113 68H114V67H113ZM118 68H119V67H118ZM118 68H116L115 71H118V70H117ZM124 68H125V66H124ZM124 68H120V69H119V71H120L121 69H123V71H120L122 74H123L124 70L126 71V68H125V69H124ZM130 68H131V66H130ZM141 68H142V67H141ZM141 68H140V69H141ZM242 68H243V67H242ZM245 68H246V67H245ZM249 68H250V67H248V69H249ZM253 68H254V67H253ZM253 68H252L251 70H253ZM256 68H257V66H256ZM258 68H257V69H258ZM263 68H264V67H262V69H263ZM24 69H25V68H24ZM26 69H27V68H26ZM133 69H135V68H133ZM137 69H138V68H137ZM248 69H247V70H248ZM257 69H255V70H257ZM262 69H261V71H262ZM2 70H3V69H2ZM29 70H30V69H28V71H26V73L29 72ZM106 70H107V69H106ZM131 70H132V68H131ZM131 70H130V71H131ZM237 70H240V69H237ZM242 70H243V69H242ZM245 70H246V69H245ZM251 70L249 69L248 72H250ZM34 71H37V72H38L39 69L34 70ZM102 71L104 72V70H102ZM109 71H110V70H109ZM113 71H114V69H113ZM115 71H114V72H115ZM128 71H129V69H128ZM137 71H140V70L138 69ZM137 71L134 70L135 74L137 73ZM243 71H244V70H243ZM257 71L259 72V70H257ZM257 71H256V72H257ZM3 72H4V71H1V73H3ZM105 72H106V71H105ZM107 72H108V71H107ZM134 72H133V70H132L133 76H131V77H135V78H133V79L138 80V78L136 79V76L139 77V76H138V73H139V72L137 73L136 76H135ZM248 72L246 71L245 73L247 74ZM256 72H255L254 74H253V72L251 73V74H253V78H254V79H255L254 75L257 74ZM1 73H0V75H1ZM29 73H30V72H29ZM29 73H27V75H28ZM132 73H130V74L132 75ZM140 73H141V72H140ZM259 73H260V72H259ZM259 73H258V74H259ZM262 73H263V71H262ZM4 74H5V73H4ZM114 74H115V73H114ZM117 74H118V73H117ZM117 74H116V77H117ZM124 74H125V76H128V75H126L127 72L124 73ZM128 74H129V73H128ZM2 75H3V74H2ZM30 75H31V73H30ZM33 75H35V74H32V76H33ZM120 75H121V74H120ZM139 75L142 76L141 74H139ZM247 75L249 76L250 73L247 74ZM3 76H4V75H3ZM28 76H29V75H28ZM28 76H27V77H28ZM32 76L29 77V80H30V78H32ZM109 76H110V74H109ZM245 76H246V75H245ZM27 77H26V79H27ZM35 77H37V76H35ZM118 77H119V76H118ZM121 77H122V76H121ZM228 77H230V76H228ZM251 77H252V76H251ZM3 78H4V77H2L1 80H2ZM33 78H34V77H33ZM33 78H32V79H33ZM122 78L125 79V80H126V79H129V80H130V77H129V78L122 77ZM122 78H118V79H122ZM247 78H248V77H247ZM26 79H24V80H26ZM105 79H107V78H105ZM118 79H117V80H118ZM131 79H132V78H131ZM140 79H142V78L140 77ZM229 79H230V81L227 83L229 86H228V85H223V84L220 85L219 83H217V84H219V86H220L219 88H220V90L223 92V94H224L225 91H228V93L230 92L233 96L237 95V97H239V100H240L241 102H242V100L244 101L246 98H248V94H249V93L247 92V89H245L246 86H244L245 84H243V81H242L241 79H238V77H237V79H236V78L232 79V77H230ZM243 79H244V78H243ZM249 79H250V78H248L247 80H249ZM251 79H252V78H251ZM35 80H37V78H35L33 82L30 80L28 83H31V82H32V84H33V83L35 82ZM125 80H122V81L124 82ZM129 80H127V81H129ZM247 80L245 79L246 82H247ZM255 80H256V79H255ZM26 81H27V80H26ZM122 81L120 80L121 83H122ZM130 81H131V80H130ZM133 81H134V80H133ZM249 81H250V80H249ZM256 81H257V80H256ZM115 82H116V81H115ZM120 82H119V84H120ZM131 82H132V81H131ZM131 82H130V83H131ZM0 83H1V82H0ZM21 83H22V82H21ZM21 83H20V85L22 86ZM82 83H85V82L82 81ZM82 83H81V84H82ZM108 83H110V82H108ZM127 83H128V82H127ZM136 83H137V82H136ZM138 83H140V81H139ZM2 84H3V82H2ZM24 84H25V83H24ZM86 84H87V83H86ZM122 84H124V83H122ZM140 84H141V83H140ZM140 84H138V86H139ZM215 84H216V83H215ZM230 84L233 85V87H234V89H235L234 91H235L236 93H235V92H233V93L231 92L232 89H231ZM0 85H1V84H0ZM4 85H5V83H4ZM34 85H35V84H34ZM109 85H111V84H109ZM109 85L107 84V86H109ZM135 85L137 86V84H135ZM141 85H142V84H141ZM24 86H26V85H24ZM83 86H85V84H84ZM107 86H105V87H107ZM224 86H227V87H224ZM1 87L3 88L4 86H1ZM1 87H0V88H1ZM5 87H6V85H5ZM35 87H36V85H35ZM87 87H88V86H87ZM109 87H111V86H109ZM109 87H108V88H109ZM115 87H119V89H120L121 86L115 85ZM6 88H7V87H6ZM33 88H34V87H33ZM83 88H86V87H83ZM113 88H114V87H113ZM121 88H122V87H121ZM123 88H124V87H123ZM214 88H215V87H214ZM242 88H244L245 91H242ZM4 89H5V88H4ZM4 89H3V90H4ZM61 89H62V88H61ZM61 89H60V91H61ZM215 89H217V88H215ZM230 89H231V90H230ZM3 90H2V89L0 90V95H3V96H4L5 94H2ZM5 90H6V89H5ZM7 90H8V88H7ZM34 90H35V88H34ZM82 90H83V89H82ZM122 91H123V90H122ZM122 91H121V92H122ZM109 92H111V91H109ZM123 92L125 93L124 95L127 94L125 91H123ZM261 92H262V90H261ZM234 93H235V94H234ZM252 93H254V92H252ZM226 94H227V93H226ZM231 94H230V95H231ZM261 94H262V93H261ZM263 94H264V93H263ZM50 95L52 96V94H50ZM127 95H128V94H127ZM127 95H126V96H127ZM199 95H200V94H199ZM224 95H225V94H224ZM232 95H231V97H232ZM3 96H1V97H3ZM260 96H261V95H260ZM4 97H5V96H4ZM45 97H47V94H46ZM45 97H44V98H45ZM52 97H53V96H52ZM55 97H56V96L54 95V98H53V99H56V100H57V98H55ZM57 97H58V96H57ZM228 97L230 98V96H228ZM141 98H143V97H141ZM184 98H185V97H184ZM229 98H228V99H229ZM262 98H264V97H262ZM51 99H52V98H51ZM51 99H50V101H51ZM143 99H144V98H143ZM225 99H226V96H225ZM228 99H227V100H228ZM0 100H2V99H0ZM46 100L48 101V98H47ZM46 100H45V101H46ZM139 100H140V98H139ZM3 101H5V100L3 99ZM3 101H2V102H3ZM52 101H53V100H52ZM59 101H60V99H59ZM235 101H236V100H235ZM5 102H6V101H5ZM56 102H57V101H56ZM56 102H53V105H51L50 102H46V103H48L49 106L51 105L50 107L53 108V107L57 106V104L54 106V104H55ZM62 102H63V101H62ZM142 102H145V101H142ZM232 102H233V99H232ZM46 103H45V104H46ZM58 103H59V102H58ZM140 103H141V102H140ZM175 103H176V102H175ZM180 103H181V102H180ZM226 103H227V102H226ZM229 103H230V102H229ZM239 103H240V102H239ZM1 104H2V103H1ZM6 104H8V103L6 102ZM10 104H11V103H10ZM10 104L7 105V106H9L10 108H9V107L7 108V106H6V111L4 110V111H5V112H4V115H6V117L8 116V113H9L8 111H9V110H10V112H11L12 110L15 111L14 106H12V105H10ZM144 104H145V103H143V105H144ZM148 104H149V106H152V107L154 108L153 104L151 105L150 103H147V102H146V105H148ZM154 104L158 105L157 103H154ZM59 105L64 106L63 104H59ZM59 105H58V107H59ZM139 105H141V107H142V104H139ZM146 105H145V107L143 106L144 109H145V108L147 109ZM187 105H189L188 102H187V104L185 105L186 108H187ZM4 106H5V105L3 104V107H4ZM49 106H48V107H49ZM52 106H53V107H52ZM129 106H130V105H129ZM158 106H159V105H158ZM158 106H155V108H156V107L158 108ZM180 106H181V104H180ZM0 107H1V106H0ZM3 107H2L1 109H4V108H5V107H4V108H3ZM46 107H47V106H46ZM58 107H57V108H58ZM132 107H133V106H132ZM139 107H140V106H139ZM139 107L135 106L136 109L139 108ZM59 108H60V107H59ZM59 108H58V110H61V111L64 110V109H63L64 107H63L62 109H61V108L59 109ZM124 108H125V107H124ZM124 108H123V109H124ZM126 108H128V110H130L129 107H126ZM126 108H125V110H127ZM143 108H140V109H139L140 111L137 110L138 112H137L136 110L133 111L132 109H131V111H133L134 113L136 112V116H137V118H138V117H140V116H143V114H144V115H147V114L149 113V110H150L151 107L148 108L149 110L147 109L148 111L144 110ZM155 108H154V109H155ZM157 108H156V109H157ZM1 109H0V110H1ZM11 109H12V110H11ZM55 109H56V107H55ZM55 109H54V111H55ZM133 109H134V108H133ZM151 109H152V108H151ZM154 109H153V110H154ZM156 109H155V110H156ZM58 110H57V112H58ZM125 110H124V111H125ZM128 110H127V111H128ZM159 110H160V108H159ZM166 110H168V111H167V114L169 115V117H168V118L166 117V118H165L166 121H164V122L162 121V120H163V117H162V116H161V117H162V120L159 121L160 118L158 119V116H157L158 114L156 113V114H157V115H156V118L158 119V121H157V119L155 118V113L152 111V113L154 114V118L156 119V123H155V124H153V125L151 124L152 126H147V125H150V124H147V123L144 122V123L146 124V126H145V130L143 129V128H144V127H143L144 125L142 126V127H143V128H142V127L140 126L141 124H140V125L137 124V126L139 125L140 128H142V129L139 128V129L141 130V131H139L140 133H139V132H136V133H135V137H136L135 142H136V140H137V142L139 143L138 147L141 145L143 148H141V147H139V148H141L142 151H143V149H144V151H145V148H147L145 152L149 153V151H150V147H151V150H153L152 148H153V145H154V144L149 143L150 140L153 139V140L155 141V142H154V141H153V142L156 143V145L159 146L158 148H160V149H162V150L164 149L163 151H167V154H165V153H160V154H163V156H164L163 159L161 158V159H162V162H164V163L172 162V163H173V164H172L173 166H176V165L178 164L179 167H180L182 163H181V164H179V163L182 162L183 159L180 160V162H176V161L179 160L180 157H182V156H180V155H179V156H180V157H179V156H178V153H183V152H186L187 150H186V151L183 150V151H181V152H180V151H179V152L176 151L175 149H176L177 147L174 146L175 143H174V144L172 143V144H173V145H172V148L167 147V146H171V145H170L171 142H173V141L176 142V141L174 140V137H175V136L172 137V138H173V139H172L173 141H169V140L167 141V140H164V137H163L164 134L162 135V131L165 130V129H167V128H168L167 130H169V129H170V130H171V129H174V131H176V129H178V120H177L178 118L176 119V114H178L179 111L176 110V109H171V108H170V109H166ZM14 111H13V112H14ZM61 111H60V112H61ZM133 112H132V113H133ZM55 113H56V112H55ZM123 113H124V112H123ZM123 113L120 114V113L117 112V114H115V115L112 114L111 116L105 118L106 121H108L107 125L110 126V129L117 128V127L120 128L121 126L123 127L124 125L127 126V124L129 125L130 123H131L132 125L134 124V123H132L133 120L130 121V119L128 118L129 115H127V118H128L129 121H130L129 123H127L128 119L123 120V119H124L123 117L125 116V115L123 116ZM126 113H127V112H126ZM126 113H125V114H126ZM150 113H151V110H150ZM11 114H12V113H11ZM60 114H61V113H60ZM62 114H63V113H62ZM128 114H129V113H128ZM153 114H151V115L153 116ZM167 114H166V115H167ZM252 114H253V113H252ZM2 115H3V114H2ZM2 115L0 116L1 118H2ZM121 115L123 116V117H122L123 119H121ZM148 115H149V114H148ZM168 115H167V116H168ZM174 115H175V118H174ZM254 115H255V113H254ZM256 115H257V114H256ZM53 116H54V112H53ZM56 116L58 117L59 115L57 114ZM56 116H55L54 118H56ZM60 116H62V115H60ZM177 116H178V115H177ZM129 117H130V116H129ZM131 117H132V115H131ZM143 117H144V116H143ZM148 117H150V115H149ZM148 117H147V118L144 117L145 120H148ZM164 117H165V116H164ZM254 117H257V118H258V116H254ZM12 118H13V117H12ZM14 118H15V117H14ZM14 118H13V119H14ZM132 118H133V117H132ZM132 118H131V119H132ZM140 118H141V117H140ZM239 118H241V117H239ZM2 119H5L4 116H3ZM2 119H0V120H2ZM8 119H9V116H8L7 119L4 120V121H6V123H7V122H8V121H7ZM58 119H59V117H58ZM61 119H62V118H61ZM133 119H134V118H133ZM165 119H164V120H165ZM242 119H243V118H242ZM119 120H123L122 123H124V124L122 125V123L119 122ZM126 120H127V121H126ZM142 120H144V119H142ZM145 120H144V121H145ZM151 120H152V119H151ZM239 120H240V119H239ZM239 120H236V121H235L237 124H236V123H232V124H233V125L236 124V126H239V125H238V122H240ZM257 120H258V119H257ZM10 121H11V120H10ZM56 121H57V118L55 119V122H56ZM125 121H126V123H125ZM138 121H139V120H138ZM138 121H137V122H138ZM237 121H238V122H237ZM243 121H244V119H243ZM259 121H260V122L257 121V123H258V125H259L258 130H259L260 132H263V130H264V128H263V127H264V118H262V117L259 116ZM0 122H1V121H0ZM2 122H3V120H2ZM2 122H1V123H2ZM140 122H141V121H140ZM140 122H138V123H140ZM149 122H151V121H149ZM149 122H148V123H149ZM152 122H153V121H152ZM152 122H151V123H152ZM229 122H230V121H229ZM229 122H228V124H229ZM231 122H234V121H231ZM57 123L60 124L61 121H60V123H59V122H56V124H57ZM119 123H121L120 126H119ZM153 123H154V122H153ZM259 123H262V125L260 126ZM56 124H55V126H56ZM63 124H64V123H63ZM232 124H230V125H232ZM239 124H240V123H239ZM1 125H2V124H1ZM5 125H6V124H5ZM61 125H62V123H61ZM107 125H106V126H107ZM117 125H118V126H117ZM132 125L127 126V127L124 126V128L126 129V131H128L127 133H131V134H132V128H134V127H132ZM230 125H229L228 127H230ZM3 126H4V125H2V127H3ZM8 126H9V125H8ZM8 126H7V128H8ZM14 126H15L16 131H18L17 128H18L19 126H18V127H16V125H14ZM14 126H13V128H14ZM53 126H54V125H53ZM55 126H54V128L56 129V127H58V126H60V125H58V126H56V127H55ZM108 126H107V127H108ZM139 126H138V127H139ZM234 126H235V125H234ZM262 126H263V127H262ZM9 127L11 128L12 125L10 124ZM60 127H61V126H60ZM107 127H106V128H107ZM240 127H241V126H240ZM0 128H1V127H0ZM65 128H66V127H65ZM118 128H117V130L119 131ZM124 128H123V129H124ZM146 128H147V129H146ZM234 128H235V127H234ZM60 129H62V131H63V128H62V127H61ZM66 129H67V128H66ZM66 129H65V130H66ZM221 129H222V128H221ZM229 129H232V127L229 128ZM240 129H241V128H240ZM0 130H1V129H0ZM8 130H9V129H8ZM11 130H13V129L11 128ZM11 130H9V131H11ZM57 130H58V129H57ZM57 130H56L55 132H57ZM67 130H68V129H67ZM101 130H102V129H101ZM117 130H116V131H117ZM130 130H131V131H130ZM142 130H143V131H142ZM233 130H237V128H236V129H233ZM258 130H257V132H258ZM1 131H2V130H1ZM58 131H59V130H58ZM102 131H104V134L107 133V131H105V130H102ZM109 131H110V130H109ZM109 131H108V132H109ZM111 131H114V135H115L116 133L118 134V132L115 133V129H114V130H111ZM172 131H173V130H172ZM174 131H173V132H174ZM178 131H179V130H178ZM240 131H242V130H240ZM3 132L6 133V130L3 131ZM3 132H1V133H3ZM59 132H61V130H60ZM122 132H125V131L122 130ZM173 132H172V133H173ZM234 132H235V131H234ZM238 132H239V131H238ZM238 132H237V134H238ZM1 133H0V139H2V135H1ZM13 133H14V131H13ZM15 133H16V132H15ZM111 133H113V132H110V135H111ZM119 133L121 134V132H119ZM125 133H126V132H125ZM125 133H123V134H125ZM169 133H170V131H169ZM176 133H177V131L175 132V134H176ZM3 134H4V133H3ZM60 134H63V133L61 132ZM97 134H98V133H97ZM104 134H103V137L105 138ZM170 134H171V133H170ZM173 134H174V133H173ZM175 134H174V135H175ZM178 134H179V132H178L176 135H178ZM259 134H260V133L258 132L257 135L259 136ZM261 134H262V133H261ZM261 134H260V136H261ZM56 135H57V134H56ZM98 135H99V134H98ZM98 135H97V136H98ZM108 135H109V134H108ZM125 135H126V134H125ZM152 135H153V136H152ZM225 135H226V134H225ZM225 135H224V136H225ZM99 136H100V135H99ZM115 136H116V135H115ZM118 136L120 137V136H122V135H118ZM151 136H152V137H151ZM169 136H170V135H169ZM172 136H173V135H172ZM235 136L238 138L237 135H235ZM239 136H241V135L239 134ZM258 136H257V138H258ZM263 136H264V135H263ZM103 137L100 136V138H103ZM106 137L109 138V136H106ZM111 137H112V135H111ZM122 137L125 138L124 136H122ZM261 137H262V136H261ZM231 138H232V137H231ZM237 138L235 139L236 141H237ZM116 139H118V138H116ZM120 140H121V137H120ZM235 140H234V141H235ZM151 141H152V140H151ZM164 141H165V143H166V141H167V142H170V143H168V145H167V144L165 145V144L163 143ZM230 141H231V140H230ZM236 141H235V142H236ZM240 141H241V139H240ZM177 142H178V141H177ZM231 142H232V141H231ZM108 143H109V142H108ZM108 143H107V144H108ZM133 143H134V142H133ZM138 143H137V144H138ZM232 143H233V142H232ZM239 143H241V142H239ZM3 144H4V143H3ZM98 144L100 145V147L103 146V145L101 146L100 142H99ZM102 144H105V142H103ZM135 144H136V143H135ZM137 144H136V145H137ZM149 144H150L151 146H149ZM228 144H229V143H228ZM228 144H227V146H228ZM230 144H231V143H230ZM237 144H238V143H236V146H237ZM241 144H242V143H241ZM243 144H244V143H243ZM0 145H2L1 142H0ZM109 145H110V144H109ZM109 145H108V146H109ZM112 145H113V144H112ZM130 145H132V143H131ZM130 145H129V146H130ZM163 145H164V146H163ZM196 145H198V144H196ZM196 145H194V146H196ZM212 145H213V146L210 147V152H209L210 155H208V156L205 155V156H206L205 159L209 158L210 156H214V157L216 158V157H218V156L224 154V151H223L222 149H225V148H221L223 145H221V146H220V145H215V144H212ZM233 145H234V144H233ZM238 145L240 146V144H238ZM106 146H107V145H106ZM173 146H174V147H173ZM176 146H177V145H176ZM229 146H232V145H229ZM234 146H235V145H234ZM236 146H235V147H236ZM3 147H5V146H3ZM103 147H105V146H103ZM103 147H102V148H103ZM109 147H110V146H109ZM109 147H108V148H109ZM111 147H112V149L114 148L113 146H111ZM111 147H110V149H111ZM127 147H128V146H127ZM130 147H131V146H130ZM134 147H137V146L134 145ZM134 147L132 146V149H131V150H133ZM144 147H145V148H144ZM154 147H155V145H154ZM156 147H157V146H156ZM163 147H164V148H163ZM188 147H189V146H188ZM190 147H192V146H190ZM235 147H234V148H235ZM240 147H241V146H240ZM240 147H238V148H240ZM1 148H2V146H1ZM97 148H99V147H97ZM102 148H101V149H102ZM158 148H157V149H158ZM192 148H193V150H194L195 153H194V152L192 153L193 150L190 149V150H188L189 154H188V152H187L188 156L190 155V152L192 153V154H191L192 156H196V157H197V156H198V157H200V156H204L203 154H201L200 151H199L200 153L197 152L198 150L196 151V150L194 149L195 147H192ZM230 148H231V147H230ZM242 148H243V147H242ZM242 148H241V149H238V150H240V151H239L240 154H242V152H241V151H242ZM92 149H93V148H92ZM95 149H96V148H94L93 150H95ZM104 149H105V148H104ZM120 149H123V148H120ZM124 149H125V148H124ZM126 149H128V148H126ZM196 149H198V147H197ZM1 150H2V149H1ZM1 150H0V151H1ZM39 150H41V149H39ZM87 150H88V149H87ZM89 150H90V149H89ZM96 150H97V149H96ZM98 150H99V149H98ZM108 150H109V149H108ZM131 150H130V151H131ZM136 150H139V151H140V149H137V148H136ZM136 150H135V151H136ZM173 150H175V151H173ZM231 150H232V149H231ZM233 150H234V149H233ZM238 150H237V152H238ZM41 151H42V150H41ZM43 151H44V150H43ZM102 151H103V150H101V152H102ZM106 151H107V150H106ZM106 151H105V152H106ZM112 151H114V150H112ZM123 151H124V150H123ZM133 151H134V150H133ZM142 151H141V152H142ZM154 151L157 152V150H154ZM154 151H153V152L150 151V152H151V153H154ZM159 151H160V150H158V152H159ZM163 151H162V152H163ZM234 151H236V149H235ZM85 152H86V150H85ZM90 152H93V151L91 150ZM90 152L88 153V151H87V152L84 154V157L86 156V158L84 159V162H85V165H87V168H88V170H87V172H86V179H87V181H88L89 184L92 183L93 186H94V188L96 187L95 189L98 190V192H99V197H101L100 199L109 202V204L103 205L102 208H101V210L99 211V213H96V212L88 213L87 217H88V219H90V220H88V221L86 220L87 222H90V221H93V222H100V225L98 226L100 234L97 235L96 237L93 236V237H92L93 241H90V242L88 241L87 243H88V246H89L91 249H93V251H94L95 253H98V252H99V254H100V253H104V252L109 253L110 250H111V253L115 254L114 257L116 256V254L118 255L116 258H118V259L120 260V261H119L120 264H126L127 262L124 263V261L127 260L126 257H128V256H126V254H127V255L129 254V255H130V254H132L134 251L138 252L139 249H140V248H139L140 246H139V247L136 248L138 251H137V250H134L133 252L131 251L132 253H129V251H128V253H126V250L128 249V247L130 246V248H131V246H132L133 244H135L134 242H136V244H137V246H138L139 244H140V245H143L144 242L146 243L147 241H145V240H146L147 238H148L147 240H150L149 238L152 239L153 236L151 235V236H152V237H151V236L148 235V233H147L148 230H150L151 227H149L148 229H147V227H148V226H152V225L156 226L157 224H153L154 222L152 223V225H150V223H149L148 225L145 224V223H142L143 225H144V224L147 225V226H145V228H144V226H143L141 223L139 224V221L137 222V220H139L140 217L143 218V215H142V216H139L138 219L136 220V223H138V224H136V225H138V226L142 225L141 228L139 227V229H138V228H136V227H137V226H136V227H135L136 229L132 227V228L134 229V230H132V229H131V226H132L133 224H129V223H128L129 226L131 225V226H130V229H125V228H126L125 226L127 225V224H126L127 222H125L126 220L124 221V218H120V219L116 218V220H118L119 222H121L122 219H123L122 223L125 222L124 225L122 224V225L124 226V229L120 230V229H121V227H120V229L118 230V227L116 228V225H115L116 223L114 224V225H115V228H114V227H113L112 220H110V219H111V217H113V216H115V215H119V213L121 214V212H122V209H121V206H120V200H121V199H118L119 196L123 195V196H122V199H124V198L127 197V194L131 193V194L133 195V197L130 198V199L132 200V199L134 198V196L137 194V191L135 192V190H139L142 186H143L144 188H146V187L142 184V178H141V176L144 175V168H145V167L143 166L144 168H142V169L137 168V167H136V166H137V165H136V161L134 162L135 165H134V163L132 164V159H131V157L129 156L130 159H131V161H129L127 158H124V156H125V154H124V156H123V158H122L123 160H121V158H120L121 161H120V160H117V161H118V162H117V165H119V167H121V165L124 166V168L121 167V168H119V169H123V170H124V173L126 174V176H127L128 174H129V176L127 177L128 179L123 178L122 180H120V179H118V176H119V175H117L113 170L110 169V164H109V162H108V161H109L108 159H110L109 156H111V155H109V153H111L110 151H108V152H109V153H108L109 156H107V157H106V156H104V157H101V156H100V158H98V156H97L98 159H95L96 157H94V158L92 159V157L94 156V154H93V156H91L90 154H92V153H90ZM99 152H100V151H99ZM126 152H128V151L126 150ZM131 152H132V151H131ZM160 152H161V151H160ZM174 152H176L177 154H175ZM39 153H41V152H39ZM45 153H48V152H45ZM45 153H44V155H45ZM83 153H84V152H83ZM102 153H103V152H102ZM102 153H101L100 155H102ZM120 153H121V152H120ZM129 153H130V152H129ZM129 153H127V154H129ZM134 153H135V152H134ZM134 153H133V155H135ZM138 153H139V152H137L136 155H137ZM147 153H146V154H147ZM151 153L147 154V155H148V159H149V160H152V161H157L158 158H159V156H160V154L158 153V154H159V156H158V155H156V154H151ZM173 153H174L175 155H174ZM0 154H1V156H2V152H0ZM121 154H122V153H121ZM130 154H131V153H130ZM142 154H145V153H143V152L140 153V155H142ZM41 155H43V153H41ZM44 155H43V156H44ZM96 155H97V154H96ZM96 155H95V156H96ZM98 155H99V153H98ZM112 155H113V154H112ZM138 155H139V154H138ZM138 155H137V156H138ZM165 155H166V156H165ZM181 155H182V154H181ZM184 155H185V154H184ZM1 156H0V159H1ZM32 156H33V155H32ZM43 156H42V157H43ZM50 156H51V155H50ZM90 156H91V157H90ZM113 156H114V155H113ZM113 156H112V157H113ZM126 156H127V155H126ZM131 156H132V155H131ZM137 156H136V157H137ZM145 156H146V155H145ZM145 156H143V157H145ZM155 156H158V158H157V157L154 158ZM170 156H171V157H170ZM173 156H174V159H176V160L171 159ZM120 157H121V156H120ZM132 157H134V156H132ZM140 157H142V156H140ZM140 157H137V158L140 159ZM177 157H179V158L177 159ZM198 157H197V158H198ZM2 158H3V159H2L3 161L6 160V158H4L3 156H2ZM29 158H30V157H29ZM31 158H32V157H31ZM31 158H30V159H31ZM39 158L41 159V157H38V159H39ZM114 158H115V157H114ZM116 158H117V157H116ZM137 158H136V159H137ZM146 158H147V157H146ZM183 158H186V157L184 156ZM256 158H257V157H256ZM34 159H35V160H34ZM36 159H37V157L31 159V161L34 160V161L36 162ZM43 159H44V158H43ZM118 159H119V157H118ZM136 159H135V160H136ZM141 159H144V158H141ZM161 159L159 158L160 161H161ZM205 159H204V158H202L201 160L199 159L200 161H198V162H201V163L204 164V163H205ZM7 160H8V159H7ZM163 160H164V161H163ZM8 161H9V160H8ZM28 161H29V159H28ZM28 161H25V162H28ZM37 161H38V160H37ZM111 161L113 162L114 160H111V159H110V162H111ZM145 161H146V160H145ZM147 161H148V160H147ZM0 162H2V161H0ZM11 162H12V161H9L10 165H9L8 162H4L5 164L8 163V164H7V166H9L8 169L12 168V167H11V164H13V162H12V163H11ZM16 162H18V161H15V163H16ZM32 162H33V161H32ZM157 162H158V161H157ZM4 163H2V164H0V165L2 166ZM15 163H14V164H15ZM140 163H142L141 160H140ZM140 163H139V161H138V164H140ZM159 163H160V162H159ZM16 164H17V163H16ZM33 164L35 165V164H37V163H33ZM142 164H143V163H142ZM27 165H28V164H27ZM30 165H32V164H30ZM34 165H32L30 168L27 166V167H28V170H29V169H30V170H32V169L34 170V168H33ZM115 165H116V164H115ZM2 167H3V166H2ZM13 167H14V166H13ZM27 167L25 166L24 169L27 168ZM139 167H141V166H139ZM0 168H1V167H0ZM4 168H7V167H3L1 170H3ZM15 168H16V167H15ZM108 168H109L110 170H109ZM181 168H183V164H182ZM16 169H17V168H16ZM24 169H23V170H24ZM117 169H118V168H117ZM14 170H15V169H14ZM17 170H18V169H17ZM28 170H27V171H28ZM25 171H26V169H25ZM34 171H35V170H34ZM89 171H90V172H89ZM111 171H112V172H111ZM8 172H9V171H7L6 173H8ZM11 172H12V171H11ZM11 172H10V173H11ZM14 172H15V171H14ZM19 172H20V171H19ZM21 172H24V171H21ZM21 172H20V173H21ZM120 172H121V171H120ZM184 172H185V171H184ZM10 173H8V174H10ZM15 173H16V174H19L18 172H15ZM25 173H28V172H25ZM25 173H23V174H25ZM121 173H123V172H121ZM121 173H120V175H124V174H121ZM21 174H22V173H21ZM12 175H13V174H12ZM13 176H14V175H13ZM123 177H124V176H123ZM10 178H11V177H10ZM185 178L187 179L188 176L185 177ZM129 179H130V180H129ZM3 180L5 181V176L3 177ZM9 180H11V179H9ZM9 180H7V181H9ZM131 180H133V182H135V184L138 185V186H139V184H140L141 187H137V189H133V188H136V187L134 186V183H131V182H130ZM240 180H241V179H240ZM4 181H3V182H4ZM7 181H6V182H7ZM0 182H2V179L0 180ZM75 182H76V180H75L74 177H72V176H69V177H67V178L65 179V183H67V184H71V185H72V184H74ZM141 184H142V185H141ZM15 185H16V184H15ZM243 185H244V184H243ZM220 186H221V185H220ZM245 186H246V185H244L243 187L246 188ZM12 187H14V186H12ZM221 187H223V186H221ZM221 187H219V188H221ZM236 187H237V186H236ZM236 187H233V188L236 189ZM247 187H249V186H247ZM14 188H15V187H14ZM77 188H78V190L82 193V196H83V198H84V194H87V191H86L87 189H84V190H83L81 184H80V185H77ZM152 188H153V187H152ZM204 188H205V187H204ZM244 188H242V190H243ZM142 189H143V188H142ZM147 189H148V188H147ZM188 189H189V188L187 187V190H188ZM214 189H215V188H214ZM216 189H217V188H216ZM216 189H215V190H216ZM231 189H232V187H231ZM240 189H241V186H240ZM251 189H252V188H248V190H250L249 193L251 192ZM184 190H185V189H184ZM217 190H218V189H217ZM238 190H239V189H236V191H238ZM252 190H253V189H252ZM139 191H141V190H139ZM225 191H227V190H225ZM230 191H231V190H230ZM245 191H246V189H245ZM253 191H254V190H253ZM128 192H129V193H128ZM227 192L229 193V191H227ZM227 192H226V193H227ZM238 192H239V191H238ZM238 192H236V193H238ZM240 192H241V191H240ZM242 192H243V195H244V196L247 195V194H244V190H243ZM226 193H225V194H226ZM228 193H227V194H228ZM234 193H235V192H234ZM234 193H233V191H232L231 194L233 195ZM236 193H235L234 195H236ZM252 193H255V192H252ZM252 193H251V195H253ZM125 194H126V195H125ZM238 194H241V193H238ZM255 194H256V193H255ZM255 194H254V195H255ZM228 195H229V194H228ZM228 195H227V196H228ZM232 195H231V196H232ZM251 195H250V196H251ZM237 196H238V199H237ZM237 196H236V199L239 200V199L241 198V197H240L241 195H240V196L237 195ZM244 196H243V198H244ZM247 196L249 197V194H248ZM259 196H260V194H259ZM94 197H95V196H94ZM229 197H230V196H229ZM255 197L258 198V195L255 196ZM255 197H254V200H255ZM225 198L228 200V197H226V195H225ZM225 198H223V199H225ZM249 198H250V197H249ZM249 198H248V199H249ZM251 198H252V197H251ZM251 198H250V199H251ZM259 198H260V197H259ZM261 198H262V196H261ZM226 199H225V200H226ZM246 199H247V198H246ZM248 199H247V200H248ZM250 199H249V200H250ZM84 200L86 201L87 198H84ZM234 200H235V199H234ZM241 200H242V199H241ZM247 200H245V201H247ZM256 200H257V199H256ZM88 201H89V200H88ZM105 201H104V203H105ZM219 201H221V200H219ZM223 201H224V200H223ZM239 201H240V200H239ZM250 201H251V200H250ZM259 201H260V200H259ZM242 202H244V201H242ZM242 202H241L240 205L243 204ZM247 202H249V201H247ZM247 202H244V205H243V206H245V210H249V211H250V209H252V208H251V207L249 208V206H251L252 203L249 202V203H251V205H249ZM253 202H255V201H253ZM237 203H238V205H239V202H236V200H235V203H234V204H237ZM257 203H258V201H257ZM253 204H255V203H253ZM218 206H219V205H218ZM246 208H247V209H246ZM158 209H159V208H158ZM161 209H162V208H161ZM155 210H156V209H155ZM152 211H154V210H152ZM157 211H158V210H157ZM157 211H156V212H157ZM161 211H162V210H161ZM156 212H155V214H156ZM81 214H82V213H81ZM150 214H151V213H150ZM150 214L147 213L148 217H150V216H149ZM144 215L147 217L146 214H144ZM157 215H159V214H157ZM200 215H201V219L199 220V224H198V226H199V225H205V226H206L207 223H208V221H207V218H208V217H207V218H206L205 216L203 217V216H202V212L200 213ZM135 216H136V215H135ZM135 216H134V220H135V218H136ZM145 216H144V218H145ZM148 217H147V218H148ZM144 218H143V219H144ZM147 218H146V219H147ZM161 218H162V217H161V215H160V219H161ZM112 219H115V217H113ZM130 219H131V218H130ZM130 219H129L128 222H130ZM143 219H142V220H143ZM146 219H144L143 221L145 222ZM152 219H154V217H152ZM152 219H151V220H152ZM157 219L160 220L158 216H157ZM157 219H155V220L158 221ZM116 220H115V222H117ZM147 220L149 221V219H147ZM131 221H132V219H131ZM140 221H141V220H140ZM152 221H154V220H152ZM152 221H150V222H152ZM164 221H165V220H163V222H164ZM119 222H117V225L119 224ZM133 222H135V221H133ZM146 222H147V221H146ZM130 223H131V222H130ZM156 223H158V222H156ZM159 223H160V222H159ZM167 223H169V222H167ZM241 223H242V222H241ZM241 223H240V224H241ZM244 223H245V222H244ZM125 224H126V225H125ZM170 224H171V223H170ZM246 224H248V223H246ZM134 225H135V223H134ZM164 225H165V223H164ZM164 225H162V226L164 227ZM243 225H244V224L242 223V226H243ZM118 226H119V225H118ZM120 226H121V225H120ZM129 226H128L127 228H129ZM158 226H159V225H158ZM158 226H157V228H158ZM160 226H161V225H160ZM162 226L160 227V229H158L159 231H160V230L162 231L163 229H166L169 225L167 226V224H166V226H165L166 228H162ZM171 226H172V224H171ZM205 226H204V228H205ZM208 226H209V224H208L206 227H208ZM242 226H240V229H241ZM152 227H153V226H152ZM169 227H170V226H169ZM173 227H174V226H173ZM173 227H172V228H173ZM246 227L248 228V230H249V229H252V227L250 228L249 225H248V226L245 225V228H246ZM254 227H256V225H255ZM254 227H253V229H257V230L259 229L258 227H256V228H254ZM122 228H123V227H122ZM143 228H144V229H147V230H146V231H147V232H146L147 234H145V231H143V230H144ZM154 228H155V227H154ZM161 228H162V229H161ZM172 228H170V229H172ZM174 228H175V230L172 229V231H171L172 233H171L170 235H172L173 232H176V231L179 230V229L176 230V229H177L176 227H174ZM237 228H238V227H237ZM106 229H107V230H110V233L105 234L104 230H106ZM168 229H169V228H168ZM168 229H167V230H168ZM170 229H169V230H170ZM238 229H239V228H238ZM253 229H252V231L254 232L255 230H253ZM262 229L264 230V228H262ZM151 230H152V229H151ZM151 230H150V231H151ZM167 230H166V231H167ZM243 230L246 232V229H244V227H243ZM243 230H242V232H243ZM263 230H262V231H263ZM155 231H156V228H155L154 232H155ZM159 231H156L155 233H157V232H159ZM163 231H164V230H163ZM163 231H162V232H163ZM227 231H228V230H227ZM229 231L231 232L230 229H229ZM235 231H236V230H234L233 233H234ZM260 231H261V230H260ZM103 232H104V233H103ZM106 232H107V231H106ZM151 232H153V231H151ZM151 232H150V233H151ZM154 232H153V235H154ZM164 232H165V231H164ZM178 232H183V231H178ZM237 232H238V231H237ZM237 232H236V234H237ZM245 232H243V233H245ZM249 232H250L251 234H253V232H251V230H250ZM257 232H259V231H257ZM166 233H168V231H167ZM166 233H165V234H166ZM169 233H170V231H169ZM228 233H229V232H228ZM255 233H256V231H255ZM255 233H254V234H255ZM263 233H264V231H263ZM0 234H1V233H0ZM159 234H160V233H159ZM159 234L157 233L158 236H155L156 239L159 238ZM161 234H162V233H161ZM165 234H164V235H165ZM178 234H179V233H178ZM178 234H177V236L180 237V235H178ZM226 234H227V232H226ZM231 234H232V233H230V237H231V239H232L233 236H231ZM146 235H148V237H147ZM164 235L162 234L163 237H162V236H161V237L164 238ZM170 235H169V236H170ZM181 235H182V234H181ZM233 235L236 236L235 234H233ZM238 235H239V234H237V236H238ZM256 235H257V234H256ZM256 235H255V236H256ZM9 236L13 237L12 239H16V238H17V240H18V238H19L20 236H22V231L17 229V230H15L14 232L9 233ZM9 236H8V237H9ZM145 236H146V237H145ZM166 236H167V234L165 235V238L167 239L168 236H167V237H166ZM173 236H174V235H172V238H173ZM177 236H176V237H177ZM182 236H183V235H182ZM182 236H181L180 238H182ZM228 236H229V235H227L226 237H228ZM83 237H84V236H82V238H83ZM87 237H88V236H87ZM87 237H86V238H87ZM144 237H145V238H144ZM155 237H154V238H155ZM157 237H158V238H157ZM174 237H175V236H174ZM178 237L175 238V240L177 239L176 241H178V239H179ZM183 237H184V236H183ZM189 237H190L189 235H186L184 240L187 241ZM256 237H257V238H256ZM256 237H255V238H256V241H257V239H259V238H258V235H257ZM259 237H260V236H259ZM9 238H10V237H9ZM84 238H85V237H84ZM84 238H83V239H84ZM154 238H153V239H154ZM162 238H160V239H162ZM165 238H164V239H165ZM228 238H229V237H228ZM234 238H235V237H234ZM234 238H233L232 242L234 241ZM236 238H237V237H236ZM236 238H235V241H236ZM238 238H242V241H241V242H243V244H241V245H244V242L247 241V239H246L245 237H244V238H245V241L243 240L244 238L241 237V236H240V237L238 236ZM238 238H237V239H238ZM263 238H264V235H263V237H262V244L264 243V242H263V240H264ZM87 239H88V238H87ZM92 239H91V240H92ZM160 239H159L158 241H160ZM5 240H6V239H5ZM5 240H4V242H5ZM7 240H8V239H7ZM10 240H11V239H10ZM46 240H47V239H46ZM167 240H168V239H167ZM171 240H174V239H171ZM179 240H180V239H179ZM181 240H182V239H181ZM216 240H217V239H216ZM251 240H252V239H251ZM260 240H261V239H260ZM15 241H16V240H15ZM22 241H23V240H22ZM24 241H25V240H24ZM128 241H129V242H130V241H131V242L134 241V242H133L132 244L130 243V244H131V245H130ZM137 241H139V243H137ZM142 241H144V242H142ZM151 241H152V240H151ZM151 241H150V242H151ZM162 241H163V239L161 240V242H162ZM168 241H170V240H168ZM212 241H213V239H212ZM219 241H220V240H218V241L212 243V242H211V239L208 238L207 242H206V241L204 242V243L206 244V246H204V247H203V246H200V245H199V247H198V246L195 244V245L198 247L197 252L200 253V256H201V259H202V260H199V261H198V259H200V258H198L197 261L193 260V262H192V260H191L192 258L190 259L189 255L187 256V253H186L187 250H186V249H185L186 251H183L184 253H186V254H185L186 256H185V255H183V256L180 255V254H179L180 252L178 253V250L181 251V248H184V247H182L181 245H179V243H182V242H180V241H178L179 243L177 242V243H178L177 245H176V242L172 241L173 243H175V244H174V246H175L174 249H173V246H171V244H170V243H172V242H171V241H170V243L167 242L168 245L170 244V246H171V249H172V252H171V253H170V250H168L169 248H167V246H166V248H167L166 250H168V251H165V249H163V250H164L163 252H165V253H166V252H167V253L169 252V253H170V256L167 255V253H166V257H167V256H168V258L172 257V260H167L168 258L166 259V258L163 257V256H159V257H157V258H156V257H153L154 255H152V254H155V253H156V254H157V253H162V251L159 252L160 249H159V251H158V249H157L158 252L149 249L150 251H148V255L145 254V252H144L145 249L141 250L140 253L144 252V256L147 255L148 258H152V257H153V260H152V261L149 260L150 262H149L148 264H171V263H172V264H175V262H176V264H230V263H229L230 260L227 261L226 258H222V257H221L222 255H220L219 253H217V255L215 254V253H216V250H217V252H218L219 250H221V252H223V255H224L225 251L228 250V247H227V249H226V243H224V242L221 243V242H219ZM221 241H222V240H221ZM230 241H231V240H230ZM253 241H255L254 238H253ZM253 241H252V242H253ZM256 241H255V242H256ZM7 242H8V241H7ZM48 242H49V241H48ZM48 242H47V243H48ZM140 242H141V243H140ZM161 242H160V243H161ZM183 242H184V241H183ZM193 242H194V241H193ZM209 242H210V243H209ZM239 242H240V239H239ZM241 242H240V243H241ZM248 242H250V239H249L247 242H245V246H246V247H247L246 243L249 244ZM252 242H251L249 245L253 246L254 243H252ZM259 242H261V241H259ZM5 243H6V242H5ZM25 243H28V242H25ZM45 243H46V241H45ZM127 243H128V244H127ZM147 243H148V242H147ZM152 243H153V242H152ZM164 243H166V242H163V246H164ZM187 243H188V242H187ZM194 243H195V242H194ZM208 243L211 244V246H210ZM233 243H234V242H233ZM10 244H12L11 241H10ZM10 244H9V245H10ZM13 244H14V242H13ZM13 244H12V245H13ZM21 244H22V243H21ZM21 244H20V245H21ZM126 244L129 245V246L127 247ZM155 244H156V242H155ZM155 244H154V245H155ZM158 244H159V243H158ZM188 244H189V245H188ZM188 244L186 245V243H184L185 246H188V247H189L191 243H188ZM212 244H213V246H212ZM231 244H232V243H230V244H228V245H231ZM259 244H261V243H259ZM17 245H18V243H17ZM20 245H19V246H20ZM144 245H145V247L147 246V244H144ZM144 245H143V247H144ZM152 245H153V244H152ZM154 245H153V247H154ZM195 245H194V246H195ZM207 245H209L210 247L207 246ZM232 245H233V244H232ZM232 245H231V246H232ZM234 245H235V244H234ZM241 245H240V248H241ZM249 245H248V247H249ZM263 245H264V244H263ZM149 246H150V245H149ZM156 246L158 247V245H156ZM156 246H155V247H156ZM161 246H162V245L159 244V247H161ZM163 246H162V247H163ZM180 246H181V247H180ZM194 246H192V245L190 246L191 251L193 250L192 248H193ZM231 246H230V247H231ZM255 246H256V245H255ZM255 246H253V249H254ZM259 246H260V245H259ZM259 246H256V247H259ZM261 246H262V245H261ZM21 247H22V246H21ZM126 247H127V249H126ZM141 247H142V246H141ZM150 247H151V249H153L152 246H150ZM155 247H154V250L156 249ZM162 247H161V248H162ZM164 247H165V246H164ZM168 247H169V246H168ZM188 247H186V248H188ZM138 248H139V249H138ZM147 248H148V247H147ZM240 248H239V246H238V250H240ZM242 248H245V247L242 246ZM242 248H241V250H242ZM251 248H252V247H251ZM259 248H261V247H259ZM259 248H258V249H259ZM131 249H135V248L132 247ZM131 249H129V250H131ZM196 249H197V248H194V251H195V253L193 252L194 254L197 253V252H196ZM230 249H231V248H230ZM246 249H247V248H246ZM248 249L250 250V247H249ZM248 249H247V250H248ZM161 250H162V249H161ZM183 250H184V249H183ZM188 250H189V249H188ZM214 250H215V252H213ZM236 250H237V249H236ZM236 250H235V251H236ZM241 250H240V252H238V253L241 254ZM247 250H244L243 252L246 251V252L249 253V251H247ZM146 251H147V249H146ZM152 251H153V253L151 254L152 257H150L151 255H150L149 252H152ZM228 251H229V250H228ZM254 251H256V249H255ZM262 251H263V250H261V253L263 254L264 251H263V252H262ZM136 252H134V253H136ZM188 252H189V251H188ZM219 252H220V251H219ZM233 252H234V251H233ZM243 252H242V255H243ZM252 252H253V251H252V249H251V255L256 254V253H253V254H252ZM259 252H260V251H259ZM125 253H126V254H125ZM138 253H139V252H138ZM138 253H137V254H138ZM190 253H191V252H189V254H190ZM199 253H197V254H199ZM213 253H214V254H213ZM227 253H228V252H227ZM227 253H226V254H227ZM234 253H236V252H234ZM234 253H233V254H234ZM248 253H247V254H248ZM261 253H260V255H261ZM181 254H183V253H181ZM218 254L220 255L221 258H220V257H217ZM221 254H222V253H221ZM229 254H230V253H228V256H229ZM135 255H136V254H135ZM139 255H140V254H139ZM159 255H164V254L162 253V254H159ZM178 255H179V257H177ZM214 255H216V256H214ZM230 255L232 256V254H230ZM235 255H238V254L236 253ZM245 255H246V254H245ZM257 255H258V254H257ZM257 255H256V256H253L251 261H254L253 258H257ZM260 255H259L258 257H260ZM263 255H264V254H263ZM263 255H262V257H261V258H263L262 261L259 260V258L256 259V261L258 260V261L262 262V263H259V264H264V262H263V261H264V257H263ZM131 256H134V255H131ZM131 256H130V259H131L132 262H133V261H136L135 259H138V260H145V259H148V258L143 259L142 257H141V258H142V259H141V258H139L138 256H136V257H138V258H135V259L133 260L132 258H134V257L131 258ZM141 256H143V255H141ZM147 256H146V257H147ZM155 256H157V255H155ZM193 256H194V255L192 254V257H193ZM200 256L197 255V257H200ZM226 256H227V255H226ZM226 256H224V257H226ZM231 256H229V257H231ZM240 256H241V255H240ZM240 256H237V257L239 258ZM114 257H112V258H114ZM197 257L195 256V258L193 257V259H196ZM229 257H227V258H229ZM244 257L247 258V256H244ZM244 257H243V258H244ZM154 258H156V260H155ZM164 258H165V259H164ZM177 258H178V259H177ZM241 258H242V256H241ZM241 258H240V260H242ZM125 259H126V260H125ZM128 259H129V258H128ZM229 259H230V258H229ZM236 259H237V258H235V260H236ZM247 259H249V257H248ZM247 259H246V260H247ZM115 260H116V259H115ZM115 260H114V263H115ZM176 260H177V261H176ZM233 260H234V255H233ZM235 260H234V261H235ZM238 260H239V259H237L236 261H238ZM240 260H239L240 264H244L243 262H245V261H244L245 258L243 259V262L240 261ZM117 261H118V260H117ZM128 261L131 262L130 260H128ZM171 261H172V262H171ZM194 261H195V262H194ZM234 261H232V259H231V262H234ZM247 261L249 262L250 260H247ZM247 261H246V262H247ZM251 261L249 262L250 264H251ZM139 262H140V261H139ZM142 262H143V261H142ZM147 262H148V261H147ZM196 262H197V263H196ZM241 262H242V263H241ZM248 262H247V263H248ZM114 263H113V264H114ZM116 263H118V262H116ZM116 263H115V264H116ZM133 263H134V262H133ZM136 263H137V262H136ZM140 263H141V262H140ZM140 263H138V264H140ZM144 263H146V261H145ZM235 263L237 264V262H235ZM235 263H234V264H235ZM247 263H246V264H247ZM252 263H253V262H252ZM127 264H129V263H127ZM130 264H131V263H130ZM254 264H256V263L254 262ZM257 264H258V263H257Z\"/></svg>",
  "mask_w": 264,
  "mask_h": 264
}]
</instances>
